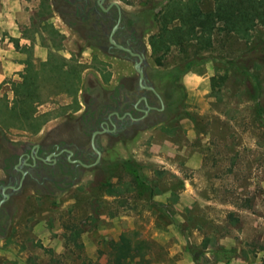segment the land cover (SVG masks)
Here are the masks:
<instances>
[{
	"label": "rangeland",
	"instance_id": "rangeland-1",
	"mask_svg": "<svg viewBox=\"0 0 264 264\" xmlns=\"http://www.w3.org/2000/svg\"><path fill=\"white\" fill-rule=\"evenodd\" d=\"M118 1L152 34L169 0ZM199 4L208 11L213 0ZM37 8V48L6 38L39 71L38 98L26 108L14 93L25 70L3 82L0 125L10 137L78 109L84 71L106 63L49 0ZM160 64L181 101L172 120L119 150L107 176H86L60 198L21 196L0 264H115L120 236L134 255L124 264H264V26L248 40L215 33L210 47L172 46Z\"/></svg>",
	"mask_w": 264,
	"mask_h": 264
},
{
	"label": "flooded vegetation",
	"instance_id": "flooded-vegetation-1",
	"mask_svg": "<svg viewBox=\"0 0 264 264\" xmlns=\"http://www.w3.org/2000/svg\"><path fill=\"white\" fill-rule=\"evenodd\" d=\"M102 4L104 7L107 6L105 0ZM90 13L95 14L96 21L94 24L96 33L90 38L98 39L101 34L108 43L106 52L109 55L107 56L102 55L98 50H93L106 62L98 68L96 73L101 84L111 90V93L102 99L99 109L88 106L82 112V107H80L65 117L73 118V115L80 114L81 132H78L77 124H75L74 134L81 139H87L95 131L108 130L95 140V150L100 156L83 143L59 141L58 143L47 142L44 145L36 146L35 142L41 136L39 133L15 136L14 138H24L30 142L23 148L22 154H13L4 160L3 172L6 176L0 178V200L2 197L1 187L6 182L8 186L15 188L21 182L19 187L21 193L16 195V204L19 206V199L25 193L55 199V195L61 192L60 198L75 186L74 181L80 175H84L81 182L86 176H104V164L110 163L111 159L114 161L117 154L114 152L110 159V154H105L104 146L111 148L113 145L111 138L113 137L117 138L115 143L122 146L123 142L129 138L124 134L126 136L131 134L132 127L138 125L137 119L144 115L143 112L147 106H157L147 96L146 88H155L157 93L163 97H170L175 92V84L164 79L166 77L161 71L163 67L155 63L150 56L151 50L148 43L150 33H145L147 27L144 23L135 26L130 17L119 13L116 9L104 12L100 9L98 0H94L93 6L86 11L84 9L81 17L85 20ZM110 37L113 44L109 43ZM85 44L91 48L87 43ZM143 44L147 46L145 57L149 65L156 70L148 72V77L141 81L133 62L138 61L136 55H141L144 52ZM142 97L145 99L142 100ZM150 112L152 111L149 109L148 113ZM146 118L153 119L152 122H149L153 125L158 119L149 114ZM92 163H95L96 168L92 171L86 170V166ZM102 165L103 167H101ZM51 185L54 189L50 187ZM4 192L7 193L8 190L5 189ZM7 217L6 209L0 206V227Z\"/></svg>",
	"mask_w": 264,
	"mask_h": 264
},
{
	"label": "water",
	"instance_id": "water-1",
	"mask_svg": "<svg viewBox=\"0 0 264 264\" xmlns=\"http://www.w3.org/2000/svg\"><path fill=\"white\" fill-rule=\"evenodd\" d=\"M50 5L54 13L57 15L59 20L69 28L79 39L83 42L87 43L91 48L98 50L102 55H109L107 51L108 43L105 41L104 37L99 34V38H90L96 32L94 31V24L96 21L94 19V13H90L89 17L85 20L81 17L83 14V10L85 11L93 6L94 0H49ZM104 0H98V4L101 10L107 12L110 9H116L119 13H123L126 16L130 17L134 21V25H140L143 22V18L139 13L135 11L126 9L119 1L117 0H105L106 5L102 4ZM96 13V11H94ZM153 27L150 26L146 28L145 33H149L152 31ZM109 43L113 44V41L110 37ZM144 52L141 55H136L138 61H134V68L139 76V79L142 81L144 78L148 77V72L156 70V68L151 67L148 63L147 58L145 57V51L147 50L146 44H143ZM153 82V81H152ZM147 89V96L149 99L156 103L157 106H147V109L143 112V116L138 118V125H134L131 129V134L125 137L128 138V142L137 139L144 131L151 129L155 125L166 123L170 119H172L177 109L180 105V99H177L175 93H173L170 97L160 96L155 88L149 87ZM111 93V90L106 89L100 82L97 74L92 70H87L83 75L82 87L79 93V100L83 106L82 112L86 110L88 106L96 107L99 109V105L102 103V99L105 98L108 94ZM181 94V93H180ZM145 98L142 97V100ZM92 102V104H90ZM152 112L148 113V110ZM153 115L157 122L153 124H149L153 119H147V115ZM80 114L73 118H64L58 120L50 125H48L42 132L40 138L35 142V145H44L47 142L58 143L59 141L71 142L75 143H83L90 147L98 156L100 154L95 150V140L104 134V132H108V130L104 131H95L92 133L90 137L87 139H81L74 134V125L77 124L78 132L80 130ZM145 126H142V125ZM121 136V135H120ZM112 142L115 143L117 138H111ZM30 141L27 139H14L8 138L2 128H0V178L5 177L6 175L3 172L4 160L10 157L13 154H22L23 148L28 145ZM127 142V143H128ZM105 153L110 150V147L104 146ZM103 167V165L101 166ZM96 168L95 163H92L86 166V170L92 171ZM91 173V172H87ZM84 175H80L75 181L74 185H77ZM21 186V182L17 188L8 186V183L1 187V200L0 206L4 207L7 211L8 217L6 218L4 224L0 227V242L4 240L10 232V228L14 221L15 215L18 211V206L16 204V195L21 193L19 187ZM52 189L54 187L50 186ZM5 189L8 190L5 193ZM19 190V191H18ZM61 193V192H60ZM60 193L55 195V198H59Z\"/></svg>",
	"mask_w": 264,
	"mask_h": 264
},
{
	"label": "trees",
	"instance_id": "trees-1",
	"mask_svg": "<svg viewBox=\"0 0 264 264\" xmlns=\"http://www.w3.org/2000/svg\"><path fill=\"white\" fill-rule=\"evenodd\" d=\"M154 17L158 29L149 35L148 43L152 59L161 65L162 55L172 46L192 41L200 47H210L215 33L235 34L248 40L253 30L264 26V0H213L212 9L208 11L201 8L199 0H169ZM38 72L27 65L22 82L15 86V97L25 108L29 100L38 98ZM72 73L79 78L76 69L72 68ZM20 112L25 116L24 110ZM112 248L115 264L127 263L134 256L125 236H120Z\"/></svg>",
	"mask_w": 264,
	"mask_h": 264
},
{
	"label": "crops",
	"instance_id": "crops-1",
	"mask_svg": "<svg viewBox=\"0 0 264 264\" xmlns=\"http://www.w3.org/2000/svg\"><path fill=\"white\" fill-rule=\"evenodd\" d=\"M49 3H50V1H49ZM38 4H39V0H0V90L3 87V82L6 79V77L10 76L13 72H17V71L18 72L19 71H23L24 72V70L26 68V63L23 60L24 59V55L22 54V52L19 53V52L15 51V49L13 48L12 43L7 41L8 36L9 37H15L17 39V41L19 40L18 45H20V48L25 47V48L28 49L31 46L32 42L34 44V47L37 48V46H38L37 43H34V37L30 33V32H32V29L30 27L32 25H34L35 16L38 13V8H37ZM53 13H54V11H53ZM2 16H5L6 18H8V21H6V23H4V24L1 23ZM56 17H57V15H56ZM57 19L59 20L58 17H57ZM46 21L49 23V22L53 21V18H50V19L47 18ZM60 23L65 28H67L61 21H60ZM42 24H43V22H42ZM53 27H55L54 24H53ZM67 29L70 30L69 28H67ZM2 33H3V36H4L5 39L2 37V35H1ZM35 36L37 37L36 33H35ZM2 38L4 40H2ZM83 43L85 44V42H83ZM91 49H93V48H91ZM150 56H151V53H150ZM87 70H92V71H94L96 73V70H93V69H87ZM87 70H85L84 73ZM84 73H83V75H84ZM83 75H82V79H81V87H82V82H83ZM80 90H81V88H80ZM80 90H79V93H80ZM79 93H78V102L80 104V107H82V109H83V106H82V104L80 103V100H79ZM75 111H73V112H75ZM72 113H69V114H72ZM69 114H66V115H69ZM66 115L53 119L47 125H45V127L38 133L41 135L43 130L48 125H50V124H52V123H54V122H56L58 120L67 118V117H65ZM77 115L78 114H75V115H73V117H75ZM171 120L172 119H170L169 121H171ZM168 122H166V123H168ZM166 123H161V124L155 125L151 129L144 131L137 139H135L133 141L128 142L126 140L125 142H123L124 144H122V146H120V144L113 143V145L110 148V150L107 151V153H105V154H110V159H111L113 157L114 152L118 153V151L123 149L124 146L134 143L135 141H137L146 132H148V131H150L152 129H155L156 127H159L160 125H163V124H166ZM0 128H2V130L5 133V135L8 138H14V137L8 136L1 125H0ZM14 139H24V138H14ZM114 163H115V160L113 161V159H111L110 163L106 164L107 166L104 164V168H103L104 176H107L108 174L111 173V170H113V164ZM80 183H81V181L78 184H80ZM77 185H75V186H77Z\"/></svg>",
	"mask_w": 264,
	"mask_h": 264
}]
</instances>
